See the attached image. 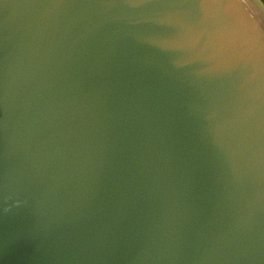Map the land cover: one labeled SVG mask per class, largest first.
Wrapping results in <instances>:
<instances>
[{
  "label": "water",
  "instance_id": "obj_1",
  "mask_svg": "<svg viewBox=\"0 0 264 264\" xmlns=\"http://www.w3.org/2000/svg\"><path fill=\"white\" fill-rule=\"evenodd\" d=\"M0 264H264V3L0 0Z\"/></svg>",
  "mask_w": 264,
  "mask_h": 264
},
{
  "label": "trees",
  "instance_id": "obj_2",
  "mask_svg": "<svg viewBox=\"0 0 264 264\" xmlns=\"http://www.w3.org/2000/svg\"><path fill=\"white\" fill-rule=\"evenodd\" d=\"M264 3V0H261Z\"/></svg>",
  "mask_w": 264,
  "mask_h": 264
}]
</instances>
